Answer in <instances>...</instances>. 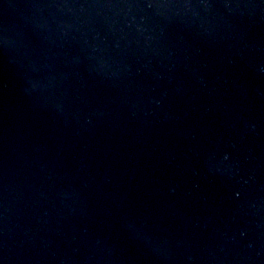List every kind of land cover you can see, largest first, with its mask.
<instances>
[{
	"label": "water",
	"instance_id": "water-1",
	"mask_svg": "<svg viewBox=\"0 0 264 264\" xmlns=\"http://www.w3.org/2000/svg\"><path fill=\"white\" fill-rule=\"evenodd\" d=\"M0 264H264V0H0Z\"/></svg>",
	"mask_w": 264,
	"mask_h": 264
}]
</instances>
